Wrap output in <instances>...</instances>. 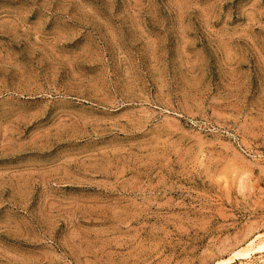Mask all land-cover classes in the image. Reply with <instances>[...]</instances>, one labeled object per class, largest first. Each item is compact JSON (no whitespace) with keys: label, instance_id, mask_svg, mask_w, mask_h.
Segmentation results:
<instances>
[{"label":"rangeland","instance_id":"1","mask_svg":"<svg viewBox=\"0 0 264 264\" xmlns=\"http://www.w3.org/2000/svg\"><path fill=\"white\" fill-rule=\"evenodd\" d=\"M257 233L264 0H0V264H213Z\"/></svg>","mask_w":264,"mask_h":264},{"label":"bare ground","instance_id":"2","mask_svg":"<svg viewBox=\"0 0 264 264\" xmlns=\"http://www.w3.org/2000/svg\"><path fill=\"white\" fill-rule=\"evenodd\" d=\"M257 234L258 235L256 237L249 239V241H247V243L244 244V246H242L241 248L233 250L228 257L219 258V259L215 260V262L213 264H225L226 262H228L229 260H231L234 257L248 256V254L251 253V251H253L255 249H263L264 248V234H262V235H259V233H257Z\"/></svg>","mask_w":264,"mask_h":264}]
</instances>
